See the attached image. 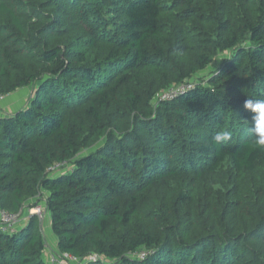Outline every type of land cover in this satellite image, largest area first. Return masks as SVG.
<instances>
[{"label": "trees", "instance_id": "16d2710c", "mask_svg": "<svg viewBox=\"0 0 264 264\" xmlns=\"http://www.w3.org/2000/svg\"><path fill=\"white\" fill-rule=\"evenodd\" d=\"M23 89L0 264H47L38 205L82 264H264V0H0V95Z\"/></svg>", "mask_w": 264, "mask_h": 264}, {"label": "built area", "instance_id": "2783aa9c", "mask_svg": "<svg viewBox=\"0 0 264 264\" xmlns=\"http://www.w3.org/2000/svg\"><path fill=\"white\" fill-rule=\"evenodd\" d=\"M179 90H180V88L173 89V90L169 91L168 93L163 94L161 99L171 100L174 96H176V94H178ZM4 98L5 97L3 95H0V102L3 101ZM61 166H62V163H56L52 167H50L48 171L51 174L56 173L59 171ZM28 212H29V216H36V218L38 219V221L40 223H42L48 216L46 210L40 205L29 209ZM17 218H18V214L10 213V212L0 208V228L3 231H5L7 233H14L15 232L14 226H15L16 222L18 221ZM145 255H146V253H144V252L140 253V258H143ZM49 260L51 262L56 261L59 264H82L79 259H77V258H75L69 254H66V253L61 254V255L55 254V255L51 256V258H49ZM89 260L97 261V257L92 255L89 257Z\"/></svg>", "mask_w": 264, "mask_h": 264}, {"label": "rangeland", "instance_id": "374dc122", "mask_svg": "<svg viewBox=\"0 0 264 264\" xmlns=\"http://www.w3.org/2000/svg\"><path fill=\"white\" fill-rule=\"evenodd\" d=\"M227 56V54L226 53H223V55L222 56H219V58L218 59H222V58H224V57H226ZM217 63V62H216ZM215 62H214V64L205 72V73H202L200 76H198V77H196V79L197 80H200V79H203V80H205V82L207 81V78L209 77V75L211 74V73H213L215 70H216V68H217V64H216ZM191 82H196V81H194V80H191ZM29 89H23L22 91H19V92H17V94H16V96L15 97H18V96H20L21 97V100L22 101H28V96H29ZM29 97H31V96H29ZM10 99H14V98H12L11 96L8 98V100H10ZM14 100H17V99H14ZM13 105V104H12ZM11 112H13V111H15V109H12V110H10ZM257 121V120H256ZM62 170V169H61ZM228 169L227 168H225V170L223 171V172H226ZM58 172H56V173H54V174H57ZM217 185H213V187H216ZM38 199H42V196H38ZM25 218L26 217H24V218H21L19 215H18V218H17V222H16V224H15V226H14V230H16L17 229V227H21L23 224H24V222L26 221L25 220ZM42 224H43V232H44V239H45V253H44V259H45V261H46V263L47 264H59L58 262H51L50 260H49V258H51V256H53V255H55V253L50 249L51 248V246H52V244L54 243V237L51 235V233L49 232V230H47L46 228L44 229V226H46L47 227V225H46V219H45V221H43L42 222ZM53 240V241H52ZM56 258V257H55Z\"/></svg>", "mask_w": 264, "mask_h": 264}, {"label": "clouds", "instance_id": "9594fccd", "mask_svg": "<svg viewBox=\"0 0 264 264\" xmlns=\"http://www.w3.org/2000/svg\"><path fill=\"white\" fill-rule=\"evenodd\" d=\"M253 107V108H264V100H257L255 104H253L252 101L246 100L245 101V107ZM231 138V133L229 131H222V132H217L213 137H212V144L216 148L223 147ZM253 147L259 150H264V136H261L257 138L254 141ZM29 210V209H28ZM27 217H31L28 216ZM48 217V216H47ZM45 221V220H44Z\"/></svg>", "mask_w": 264, "mask_h": 264}, {"label": "crops", "instance_id": "0c3cea01", "mask_svg": "<svg viewBox=\"0 0 264 264\" xmlns=\"http://www.w3.org/2000/svg\"><path fill=\"white\" fill-rule=\"evenodd\" d=\"M19 91H22V90H19ZM19 91H17V92H19ZM17 92H15L14 94H11L10 95L12 98L17 99V100H14V99L8 100V98L10 96H7V97L4 98L3 101L0 102V116L5 115V114L12 113L10 110L15 109V111H16V110H18L20 108H23L27 104V101H22L20 96L15 97L16 94H17ZM29 92H30V90H29ZM30 95H31V92L29 93V96ZM29 96H28V98H29ZM15 111H13V112H15ZM46 224H47V222H46ZM45 228L47 230H49L48 225H47V227L44 226V229Z\"/></svg>", "mask_w": 264, "mask_h": 264}]
</instances>
